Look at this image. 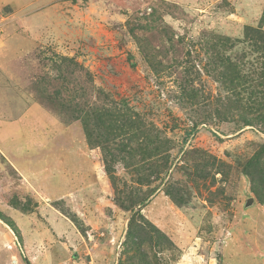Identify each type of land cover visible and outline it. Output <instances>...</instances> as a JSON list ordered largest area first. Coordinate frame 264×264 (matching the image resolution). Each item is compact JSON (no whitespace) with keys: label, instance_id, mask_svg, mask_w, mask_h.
<instances>
[{"label":"rangeland","instance_id":"1","mask_svg":"<svg viewBox=\"0 0 264 264\" xmlns=\"http://www.w3.org/2000/svg\"><path fill=\"white\" fill-rule=\"evenodd\" d=\"M263 19L264 0H0V213L21 234L0 219V264H264L263 100L224 82L229 60L255 77Z\"/></svg>","mask_w":264,"mask_h":264},{"label":"trees","instance_id":"2","mask_svg":"<svg viewBox=\"0 0 264 264\" xmlns=\"http://www.w3.org/2000/svg\"><path fill=\"white\" fill-rule=\"evenodd\" d=\"M264 20V19H263ZM246 42L248 45L251 47L252 52L251 57H252V63L257 65V68L254 69L255 75H249V76H255L251 81H246L243 77L239 75L240 67L236 62L233 61H228V70L230 71V75H227L225 78V83H229L230 86H232L233 89L234 87L239 88H245L246 84H253L256 88V94L259 96V99L261 98L263 100L262 105H264V29L262 26L257 29H247L246 31ZM260 53V54H259ZM259 54V57H258ZM245 58V56H244ZM244 60V59H243ZM256 61V62H255ZM235 89V90H236ZM238 97L240 96L237 94ZM240 99H238L239 101ZM264 110V107L261 109V111ZM246 121L245 124L247 126H252V127H264V115L260 116L259 120L256 119H249L248 117H245ZM196 129L192 128L191 130L188 131L187 137L193 135V132H195ZM257 196L261 198V195L258 193ZM134 215L132 217V220L129 223V231L130 234L132 235V229L134 227V219L137 215H139L141 212L138 210L133 209L132 210ZM0 219L2 221H5L6 224L13 230V232L17 235L18 238H20L21 234L19 232V229L10 224L7 219L4 217L3 214L0 213Z\"/></svg>","mask_w":264,"mask_h":264},{"label":"crops","instance_id":"3","mask_svg":"<svg viewBox=\"0 0 264 264\" xmlns=\"http://www.w3.org/2000/svg\"><path fill=\"white\" fill-rule=\"evenodd\" d=\"M6 225H7V224H6ZM7 226H8V225H7ZM8 227H9V226H8ZM1 229H2V228H1ZM3 230H4V232H6V233H7L6 230H8L9 233H14L13 230H11L10 228H8V229L6 228V229H3ZM14 235H15V237L18 239V237H17V235H16L15 233H14ZM10 236H11V234H10ZM17 243H19V242L17 241ZM21 252H22V251H21ZM23 253H24V252H23ZM20 256H21V254H20Z\"/></svg>","mask_w":264,"mask_h":264}]
</instances>
